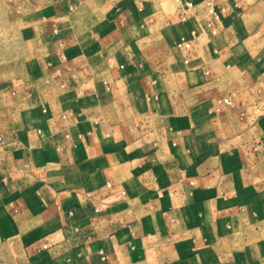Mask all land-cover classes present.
I'll return each instance as SVG.
<instances>
[{
  "label": "crops",
  "instance_id": "0c3cea01",
  "mask_svg": "<svg viewBox=\"0 0 264 264\" xmlns=\"http://www.w3.org/2000/svg\"><path fill=\"white\" fill-rule=\"evenodd\" d=\"M13 24L0 264H264V0H22Z\"/></svg>",
  "mask_w": 264,
  "mask_h": 264
},
{
  "label": "rangeland",
  "instance_id": "374dc122",
  "mask_svg": "<svg viewBox=\"0 0 264 264\" xmlns=\"http://www.w3.org/2000/svg\"><path fill=\"white\" fill-rule=\"evenodd\" d=\"M21 6L22 0H0V63L21 55L22 43L18 32L17 35L14 32L13 24Z\"/></svg>",
  "mask_w": 264,
  "mask_h": 264
},
{
  "label": "built area",
  "instance_id": "2783aa9c",
  "mask_svg": "<svg viewBox=\"0 0 264 264\" xmlns=\"http://www.w3.org/2000/svg\"><path fill=\"white\" fill-rule=\"evenodd\" d=\"M190 45H191V41H189V40L188 41L187 40H183V41L178 43V46L180 48L190 47ZM231 104H232V99L223 98L221 100H218V102H217L216 106L214 107V109L216 111H219L223 105L227 106V105H231ZM109 185H111V184L109 183Z\"/></svg>",
  "mask_w": 264,
  "mask_h": 264
}]
</instances>
